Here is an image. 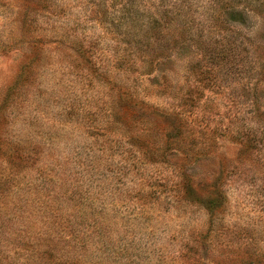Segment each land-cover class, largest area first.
Instances as JSON below:
<instances>
[{
  "label": "rangeland",
  "instance_id": "rangeland-1",
  "mask_svg": "<svg viewBox=\"0 0 264 264\" xmlns=\"http://www.w3.org/2000/svg\"><path fill=\"white\" fill-rule=\"evenodd\" d=\"M0 264H264V0H0Z\"/></svg>",
  "mask_w": 264,
  "mask_h": 264
}]
</instances>
